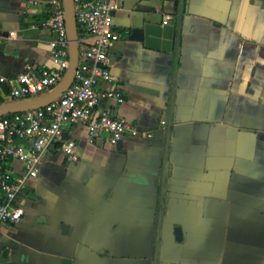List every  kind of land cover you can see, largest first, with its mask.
Wrapping results in <instances>:
<instances>
[{
    "label": "crops",
    "instance_id": "0c3cea01",
    "mask_svg": "<svg viewBox=\"0 0 264 264\" xmlns=\"http://www.w3.org/2000/svg\"><path fill=\"white\" fill-rule=\"evenodd\" d=\"M116 1L108 61L123 102L101 106L152 137L112 146L63 127L75 157L43 153L21 221L0 225V264H264V0ZM49 14L0 0V77L52 67ZM165 18L169 52L129 40ZM8 88L0 104L18 101Z\"/></svg>",
    "mask_w": 264,
    "mask_h": 264
},
{
    "label": "built area",
    "instance_id": "2783aa9c",
    "mask_svg": "<svg viewBox=\"0 0 264 264\" xmlns=\"http://www.w3.org/2000/svg\"><path fill=\"white\" fill-rule=\"evenodd\" d=\"M25 1L32 8L47 6L50 9L49 17L41 25L52 33L48 42L52 67L26 66L24 72L11 81L0 77V84L9 86L5 94L8 100H25L48 93L60 83L69 65L63 0ZM118 9L116 0H73L78 58L71 85L58 100L45 107L0 117V225L21 221L24 210L17 199L28 182L37 177L47 149L59 145L71 159L75 157L74 144L62 138L63 127L83 126L89 138L104 135L112 146L125 138L152 137L150 132H140L101 106L106 100L117 105L123 102L108 61L111 48L119 40L112 27L113 12ZM168 19H164L163 25ZM160 124L164 126L165 122ZM17 140L30 142L29 148L25 150L17 145ZM17 159L23 164L19 175L7 166Z\"/></svg>",
    "mask_w": 264,
    "mask_h": 264
},
{
    "label": "water",
    "instance_id": "95a60500",
    "mask_svg": "<svg viewBox=\"0 0 264 264\" xmlns=\"http://www.w3.org/2000/svg\"><path fill=\"white\" fill-rule=\"evenodd\" d=\"M63 7L65 11V22L69 42V65L62 80L55 88L43 95L11 103L0 104V117L45 107L58 100L65 90L71 85L76 71L78 58V36L73 10V0H63ZM129 40L142 43L148 48L161 49L164 52H169L174 40V27L168 24L155 25L143 23L131 30Z\"/></svg>",
    "mask_w": 264,
    "mask_h": 264
}]
</instances>
